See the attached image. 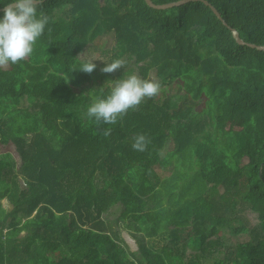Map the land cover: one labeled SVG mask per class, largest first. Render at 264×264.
I'll use <instances>...</instances> for the list:
<instances>
[{
	"label": "trees",
	"instance_id": "trees-1",
	"mask_svg": "<svg viewBox=\"0 0 264 264\" xmlns=\"http://www.w3.org/2000/svg\"><path fill=\"white\" fill-rule=\"evenodd\" d=\"M9 2L0 0V10ZM38 11L50 19L33 54L0 68V145L13 144L18 158H0V264H168L194 226L199 249L186 264H264V51L255 49H264V0H200L165 11L144 0H43ZM109 34L142 79L153 70L161 85L178 82L180 93L146 99L98 127L86 111L111 88L69 94L66 80L79 89L95 82L97 68L87 74L60 60ZM235 108L241 128L227 130ZM137 134L150 140L144 152L132 148ZM168 167L161 178L156 169ZM211 187L222 193L210 196ZM132 197L147 210L104 220ZM244 209L256 226L248 227ZM221 231L247 241L226 245L215 238Z\"/></svg>",
	"mask_w": 264,
	"mask_h": 264
},
{
	"label": "clouds",
	"instance_id": "clouds-1",
	"mask_svg": "<svg viewBox=\"0 0 264 264\" xmlns=\"http://www.w3.org/2000/svg\"><path fill=\"white\" fill-rule=\"evenodd\" d=\"M42 4L43 0H11L3 8V18L0 19V68L16 65L33 54L34 45L44 34L50 19L43 11H38V7ZM104 64L100 71L111 74L123 69L126 61L115 59L111 63ZM94 69H96L94 61L87 60L78 70L91 74ZM68 81L69 79L66 83ZM161 87L159 82L141 79L137 75L117 80L106 98L98 97L88 106L86 117L93 120L98 127L101 124L115 125L130 110H138L146 99L156 97ZM102 134L108 137L111 129H105ZM149 143L150 140L146 135L137 134L133 137L132 148L144 152Z\"/></svg>",
	"mask_w": 264,
	"mask_h": 264
},
{
	"label": "rangeland",
	"instance_id": "rangeland-1",
	"mask_svg": "<svg viewBox=\"0 0 264 264\" xmlns=\"http://www.w3.org/2000/svg\"><path fill=\"white\" fill-rule=\"evenodd\" d=\"M123 54H124L123 48L115 47V40L112 34L97 39L94 43L89 45L81 53H76L74 47H70L67 50L66 56L61 58L60 64L62 66L72 64L75 70H78L79 66L83 62L87 60H93L94 63L96 64L97 74L94 83H91L89 85H84L83 87L81 86L79 89L74 88V86H76L75 81L69 80L71 85H73L70 87L69 94L82 93L87 96L95 97V95L99 93L101 90H104L108 86L112 89V87L115 86L117 80L125 79L130 75H137L142 79L139 68L132 63L127 64V62L123 69H120L114 73L107 74V73H102L100 71V69L105 66L104 63L106 64L111 63L115 59L125 60V58L122 57ZM7 68L8 67L1 69H7ZM148 79L159 82L158 79L155 77L153 70H151V72L148 74L146 80ZM161 86H162L161 91L158 94L159 96H164L174 99L180 93V85L178 82H173L171 84L161 85ZM21 106L26 107L27 103L22 102ZM241 125H242L241 112L237 108H235L232 112L231 119L229 120L228 124L225 126V129L237 131L241 128ZM0 158L12 160L16 164L18 163L17 154L14 150L13 144L9 143L8 145H0ZM156 172L159 176H161V178H167L171 174L170 167H168V169L166 170L156 169ZM209 191H210V196H216L222 193V190L220 188H214V187L209 188ZM1 203L4 208H8L4 200ZM148 207L149 204L147 202L145 203L136 197H132L129 201H127L126 204L117 205L111 208V210L105 214L104 220L108 223L114 224L117 221L118 217L126 211H134L138 208L145 211L147 210ZM242 217L246 221L248 227L251 228L257 225L255 215L253 214L252 211L244 209L242 212ZM117 228H120V224L117 225ZM199 232H200L199 226H194L192 228V231L188 232L187 237L185 238L184 242L178 246L177 251L174 252L172 255L171 254L167 255L168 264H186L188 258L191 257L193 253L199 249V241H198L200 236ZM120 234L122 239L126 242L129 251L135 252L136 246L133 240L131 239L130 235L126 231H124L123 228H120ZM215 238H220L226 245H235L247 241L245 236L232 237L228 233L223 231L219 232L218 234L216 233ZM215 238L212 237L211 239H215ZM157 240H159L160 245H165V242H167L166 240H164V238H160ZM206 264L209 263L206 262Z\"/></svg>",
	"mask_w": 264,
	"mask_h": 264
},
{
	"label": "water",
	"instance_id": "water-1",
	"mask_svg": "<svg viewBox=\"0 0 264 264\" xmlns=\"http://www.w3.org/2000/svg\"><path fill=\"white\" fill-rule=\"evenodd\" d=\"M147 7L152 9V10H157V11H165V10H168V9H172V8H175V7H178V6H182V5H185V4H188V3H195V2H199L200 0H184V1H180V2H177V3H174V4H169V5H163V6H155L153 5L150 0H144ZM203 4L210 8V10L212 11V13L214 14V16L219 20L221 21V18L219 16V14L216 12L215 9H213L212 7H210L206 2H203ZM0 13H3V9L0 10ZM234 36V39L236 41V44L239 45V46H245V44L239 40V37L237 34H233ZM248 48L250 49H254L253 46H247ZM257 51H264L263 48H255Z\"/></svg>",
	"mask_w": 264,
	"mask_h": 264
}]
</instances>
